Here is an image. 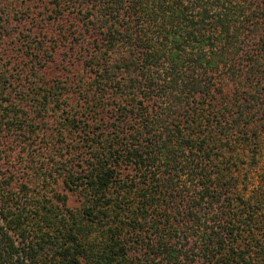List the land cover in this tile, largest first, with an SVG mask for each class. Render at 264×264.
Returning a JSON list of instances; mask_svg holds the SVG:
<instances>
[{
  "label": "trees",
  "instance_id": "16d2710c",
  "mask_svg": "<svg viewBox=\"0 0 264 264\" xmlns=\"http://www.w3.org/2000/svg\"><path fill=\"white\" fill-rule=\"evenodd\" d=\"M0 264H264V0H0Z\"/></svg>",
  "mask_w": 264,
  "mask_h": 264
},
{
  "label": "rangeland",
  "instance_id": "374dc122",
  "mask_svg": "<svg viewBox=\"0 0 264 264\" xmlns=\"http://www.w3.org/2000/svg\"><path fill=\"white\" fill-rule=\"evenodd\" d=\"M81 203V197L78 193H71L69 197V205L72 207H77Z\"/></svg>",
  "mask_w": 264,
  "mask_h": 264
}]
</instances>
